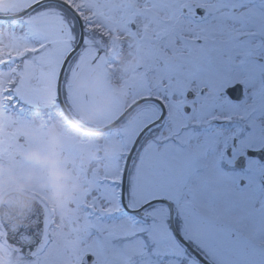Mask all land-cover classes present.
I'll list each match as a JSON object with an SVG mask.
<instances>
[{
    "label": "flooded vegetation",
    "instance_id": "obj_1",
    "mask_svg": "<svg viewBox=\"0 0 264 264\" xmlns=\"http://www.w3.org/2000/svg\"><path fill=\"white\" fill-rule=\"evenodd\" d=\"M150 1L153 3L149 17L153 20L151 24L160 29L157 36L153 34L155 38L148 36L145 27L141 33L133 34V22L129 23L132 29L115 27L116 25L110 28L104 25V18L82 16L85 34L82 48L78 51H87L89 54L76 62L73 60L74 64L71 66L66 65L61 81L62 101L66 111L77 122L91 128L100 127L119 113L106 120L104 114L108 115L109 112L107 105L124 102L129 105L147 96L160 99L168 115V100L163 98L164 81L160 76L154 77L150 74L154 70L148 65H143V55L146 56L144 52L152 48L149 54L157 58L158 65H162L159 62L162 59L154 53V48L166 42L170 44V37L174 34H185L170 27L174 13L163 19L154 16L159 5H163V2L167 4L169 0H145L142 12L149 13ZM208 3L210 0H187L180 6H175L172 1L168 7L176 9L178 17L195 25L197 20H200L198 24L210 21ZM23 7L15 8V0H0V14L14 12ZM178 17L176 19H180ZM61 18L59 26L63 27L60 31L65 37L59 35L60 42L57 45H61L60 50L72 39L68 37L71 36L68 35L71 28L67 19L63 16ZM20 22H25V27H31V24L40 25L38 30L42 32L39 33L37 28L33 33L31 30L26 32L32 42L30 39L16 40L19 46L14 48V53L6 52L0 56V105L7 107L2 109L4 119L11 118L12 124H16L9 136L0 129V149L3 148L1 140L4 136L11 138V143L6 145V149L7 153L12 155L14 178L5 191V185L0 180V200L8 190L20 191L36 199L42 208L43 232L40 240L31 249L22 251L20 247L5 240V232L0 222V264H81L86 252L92 255L87 264H205L189 250L187 243L210 264H239V260L245 255H249L248 260H252L253 264H264V161L256 156H246L248 148L264 150V73L259 72L256 66L264 56V49H259L253 41L252 44L247 42L245 48L241 46L243 44L240 40H247L242 26L239 27L237 51L243 59L239 60V77L234 81L242 85V96L236 101L239 132L229 136L221 130L213 131L209 128L212 120L216 124L224 120L216 113L206 114L201 107L202 101L206 100L205 93L209 90L215 96L216 88L211 89L196 79L192 80L189 73L181 69L173 72L168 69L172 74V81L177 85L181 79L186 82V85H183L185 89L181 90L172 109H176V112L180 110L188 116L183 119L184 122L178 121L177 135L172 136L176 149L167 147L166 151L163 149L165 145H162L161 155L163 158L178 160L175 167L169 168L177 169L179 174L182 172L181 178L191 181L185 193L186 200L190 199L192 203L196 194L201 198H204L205 194L208 197L207 201L204 199V207L191 204L188 213L183 214L178 207V191L172 198L161 196L171 202V226L169 219H163L165 210L168 216L164 203L162 204L165 209L162 211L152 210L149 213L142 209L131 213L119 206L116 209L111 208L110 199L102 195V207L98 205L96 198L105 180V170L102 167L104 162L100 161L108 160L105 150L108 142L107 132L101 134L99 140L94 135H85L82 141L79 140L76 135L77 128L65 118L56 97L57 73L53 84L54 94L50 91L51 82H46L45 74L52 72L51 52L59 50L53 44L59 39H52L51 34L53 17L40 15L34 20L29 18L28 21L22 18ZM1 23L2 20L0 25ZM42 25H48L47 29H43ZM165 26L169 27L167 32H164ZM196 29H200L205 39L204 47L199 50L200 58L206 57L209 66H224L222 53L231 52L232 49H215L216 46L212 49L209 45L212 36L207 27ZM126 31L129 34H126ZM130 34L133 35L132 43ZM33 35L37 37L33 39ZM193 42L199 43L200 40ZM121 45H124L125 51L129 50L127 53L136 52L140 62L136 72H132V64L126 65L123 71L113 64L116 54L121 52ZM52 46L56 48L52 49ZM179 46H182V49ZM176 50L175 55L184 60L187 56L195 57L194 54L197 53L189 38H181ZM64 52L66 53L67 49ZM220 60L221 64H217ZM116 71L119 72L118 75ZM224 79V74H221L214 80L215 83L213 81V87H223L225 83H220ZM253 80L260 84L256 87L254 85L249 98H245L246 85ZM189 82L197 85L195 90L188 87ZM69 87L75 90L69 91ZM121 93L125 94L124 97ZM218 94H221V90ZM153 106L156 114L151 115L149 120H152L160 112L156 100L138 103L127 116H134L136 122H139L137 117L146 120L148 110ZM252 117L254 120L262 119V130L257 127V132L262 133L263 137L259 134L250 138L247 137L248 132L244 134L249 127L246 121ZM57 119L62 121L60 126L57 124L58 127L55 124ZM146 122L135 130L133 138ZM130 126L129 124L126 127ZM160 127L162 128V125ZM124 128L116 135L120 141L129 136ZM157 129H152V132H149V129L143 133L135 151H141L149 142L155 141ZM240 155H245L244 166L241 168L234 165L235 158ZM98 163L101 167L97 166ZM206 167L209 169L204 171ZM61 171L64 176H50L52 172L57 175ZM201 172L202 174H199ZM53 179L56 186H52ZM224 185L225 188L221 191ZM93 188L97 191L96 196L92 198L89 193ZM85 204L90 208L85 209ZM85 232H90V236L85 237ZM85 246L89 247L87 249L91 252L85 250ZM113 247L122 248L124 251L126 249L128 254L120 257L119 252L118 255L115 254Z\"/></svg>",
    "mask_w": 264,
    "mask_h": 264
},
{
    "label": "rangeland",
    "instance_id": "obj_2",
    "mask_svg": "<svg viewBox=\"0 0 264 264\" xmlns=\"http://www.w3.org/2000/svg\"><path fill=\"white\" fill-rule=\"evenodd\" d=\"M33 1L36 0H15V8H20L23 6L25 7ZM172 1L175 2V6H180L182 2H186L187 0H169L167 4L163 2V5H159L158 12H155L154 16H158V18L163 19L171 16V14L174 13V19L170 20L173 21L170 27L176 29L180 33H184L185 35L179 36V34H174L170 37V44L166 42L164 45H157L154 48V53L158 54V58L162 59L159 60L162 65H158L157 58L149 54L152 48L147 49L144 52L146 56L143 55L142 60L143 65H148L154 70L150 74H153L154 77H157L158 75L164 81L163 84L165 87L163 89V98L165 100H168V107L170 108V110L168 109V115L164 117V121L162 122V132L159 130L157 137H155V141L149 142L141 151L137 150L134 152L132 156L133 161L129 163L128 170L126 173L125 200L129 206H142L141 208L145 209V211L149 213L152 210L162 211V209H165V206L162 204V202H153L148 204L143 203L155 197L166 196L172 198L173 194L178 191L180 194L178 200V207L183 211V214H186L188 213L191 204H193L194 206H197V204H199L200 208L204 207L205 201H207L208 197L205 194V196H203L204 198H201L196 194L192 199V203L190 199L186 200L185 193L188 191V187L191 181H187L184 178H181L182 172L179 174L177 172V169H171L172 166H176V164L179 162L178 160L172 159L171 157L163 158V156L161 155L162 148L160 147H163L162 145H165L163 149L166 151H168L167 147L169 149L171 147L176 149V147L174 146V141L172 140V136L177 135V124L179 122H182L183 119H186L188 116L185 113H182L180 110L177 111V114L176 109H172L177 97H179L181 90H183L184 88L183 85H186V82L181 79L180 84L177 85L174 81H172V74L168 72V69H170L171 72L181 69V71H184L187 74L189 73L190 78L192 80L196 79L197 81H200L201 84H205L211 89L216 88L215 96L214 93L209 90L205 93L206 100L202 101L201 107L204 108L206 114H209L210 112L216 113L218 116L224 118V121L216 124V122L212 120L210 122L209 128L213 131L221 130V132L226 133L229 136L233 133L239 132V125L237 123V115H239L238 103L229 99L228 96L224 93L218 94L222 89V86L218 85L217 87H213L215 85L214 80H217L221 74H224L225 79L223 82L220 83L221 85L225 83L223 85L224 87L226 85L231 84L235 81L237 77H239V60L243 59L242 57H239V51H237L239 50L238 35L240 26L244 28V31L247 34V40L245 38L243 40H240L243 44L241 45L243 48L246 47L247 42L252 44L253 41L254 45L257 46L259 49H264V0H210V3H208V17L209 15L211 16L210 21L198 24L200 20H197L195 25L190 24L189 21L184 20L181 17H178V11L176 9H169L168 5H170ZM69 2L78 5V7L83 11V14L87 17L91 16L93 18H104V25L110 28L112 27V25H116L115 27L121 26L125 29H132L130 28L129 23L133 22L135 25L134 30L132 31L133 34L141 33L142 28L145 27L148 36L152 38H155L153 34L157 36L158 32L160 31L157 26L154 27L151 24L153 20L152 18H149L151 15L150 10H152V1L149 2V13L142 12L145 8V0H69ZM40 15H50L53 17L54 23H52L51 25L53 27V31L51 33L52 39H59L53 43L57 46V50H59H54V52H51L52 72L45 74L46 82H51L50 91L53 95V84L57 73L56 68L60 64V61L64 56V50L68 49L71 46V43L63 47L61 50V45H57V43L60 42L59 35H62L60 28L63 27V25L59 26V20L62 19L61 17L63 16V14L57 7L48 6L45 8H41L33 14H30L29 16H25V18L26 21H28L29 18L34 20ZM176 17L180 19H176ZM1 25L4 26L2 27V32H0V56L5 55L4 53L6 52L14 53V48L16 46H19L17 45L16 40L25 41L30 39L32 42V39L26 34V32H29L31 30V33H33V30H35L36 28L39 33L42 32V30H38V28H40V25L36 26L31 24V27H25V22L20 21L18 22V25H16V28L18 29L17 32L13 30L14 26L9 27L7 24L4 23H1ZM22 26L24 27L23 29L20 28ZM42 27L43 29H47L48 25H42ZM196 27H207L208 33H210L212 36V40L209 41V45H211L212 49L215 46V49H232L231 52L228 51L227 53H222L223 55L221 56V59H223L222 64L224 66L212 67L207 65L208 62L206 57L200 58L199 50L200 48L204 47L203 41H205V39L200 29H196ZM168 28V26H165L164 32H167ZM125 33L129 34L128 31H126ZM68 35H71L68 36L69 38L72 37V39H74L73 33L71 34L70 29L68 30ZM130 35V40L132 43L134 41L132 38L133 35ZM35 37H37V35L32 36L33 39ZM61 37L64 38L65 36L62 35ZM181 38H189L190 42L193 45V49L197 51V53L194 54L195 57L187 56V59L184 60L175 55V52L177 51L176 46L180 44ZM194 40H200V42L195 43L193 42ZM122 44H124V41L122 42ZM127 47L129 46L127 45ZM53 48L56 47L52 46V49ZM173 48L175 49V51H173ZM179 48L182 49V46H179ZM120 49L121 52L116 54L113 64L118 66L121 71L125 69L126 65L130 66L132 64L131 70L132 72H136L137 65L140 63L137 58L138 56L136 52L131 51L127 53L129 50L125 51L124 45H121ZM178 52L181 54L183 53L180 51ZM87 54H89L87 51H80L77 55H75V58L73 60L76 62V60L79 58H85ZM170 54L172 55L170 56ZM213 62L216 63L215 58H213ZM40 63L42 64L43 62L41 61ZM72 64H74L73 61H69V65L71 66ZM217 64H221V60ZM243 64L247 65L246 63ZM251 65L253 66V64ZM256 66L258 67L259 72L263 71L264 73V56H262L261 61L256 63ZM117 73L119 74L118 71H116V74ZM253 82L256 84H253ZM253 82H249V84L246 85L245 98H249V95L252 91V87L254 85L256 87L260 84L259 82H256L254 80ZM263 82L264 76H262V83ZM188 87H190L192 90H195L197 85L192 82H189ZM68 89L69 91L75 90V88L73 89V87H69ZM1 95L2 90L0 85V97ZM120 95L124 97L125 94L121 93ZM123 105H125V102L123 104L107 105L109 112L108 115L104 114L105 119L107 120L109 117L114 116L123 107ZM241 105H243V103H241ZM244 105H248V103H244ZM152 114H156L154 106L152 107V109L149 108L146 120H142L137 117V120L139 122H136V120L133 118L134 116H127L121 121V124L119 126H117L113 130L107 131L108 142H106L107 145L105 147V150L108 160H106L107 162L104 160L100 161L102 163L104 162V165L102 167H104L105 170V180L103 185L101 186V190L98 191L100 193L98 195L101 198L103 195L105 198L110 199L111 208H118L116 198L118 195L120 183V168L125 153L130 145V141L132 140L135 130L142 123L148 121L151 118ZM11 120V118H7V120L4 119L2 107L0 105V129L3 130L4 134H7V136H9V134L13 132L14 127H16V124H12ZM106 120H103V122ZM23 122L29 123L27 121ZM246 122L247 124H249V127L244 131V134L248 132L247 137L251 138V136L254 135L259 136V134L260 137H263L262 133L257 132V127L262 130L261 118L258 120H254L253 117L248 118ZM55 124L57 126V121H55ZM129 124L131 126L130 128H127L126 126ZM123 128L128 131L129 136L127 138H123V140L120 141L116 138V135H118L119 132H122ZM79 136L82 137L81 135ZM4 138L3 140H1V144L3 143V149H0V152L1 150L3 151V154L0 155V180L1 183L3 182V184L6 186L10 184L14 180V178L12 176V155H7L8 151H6L5 147V145L11 143V138L8 137V139L6 138V136H4ZM159 140H163L165 142L161 143ZM97 166L101 167V164L98 163ZM169 166L171 167L169 168ZM163 169L167 170L168 172H164ZM208 169L209 167H206L204 171H207ZM199 174H202V172ZM61 175L64 176L62 171L58 172L57 175H54V173L52 172L50 176L53 177ZM252 176L254 177L255 175L253 174ZM51 183L52 186H56V181L54 179L51 181ZM224 188L225 185L221 187V191H223ZM84 190L87 191L86 188ZM95 191L97 190L93 188L89 193V196L92 198L95 197ZM163 219H165V221L166 219H169V213L167 216L166 210L165 217ZM84 235L85 237H88L90 236V232H85ZM87 248L89 247L85 246V250L90 251V249ZM113 249L115 251V254L118 255L119 252L120 257H125L128 254L126 249L125 251L119 247H113ZM100 256H102V254ZM248 258L249 255H245L244 258H241L239 260V264H253V261L250 259L248 260Z\"/></svg>",
    "mask_w": 264,
    "mask_h": 264
},
{
    "label": "water",
    "instance_id": "obj_3",
    "mask_svg": "<svg viewBox=\"0 0 264 264\" xmlns=\"http://www.w3.org/2000/svg\"><path fill=\"white\" fill-rule=\"evenodd\" d=\"M46 1H54V2H57L61 5H63L65 8H67L76 17L77 22H78V28H79L77 41L74 44V46L65 55V57L61 63L60 69H59L57 84H56V90H57L58 99L60 100L61 99L60 98V81H61L64 66L67 63L68 59L71 57V55L75 51H77V49L80 47L81 42L83 40V28H82V22H81V17L79 15V13L73 8V6L71 4H69L65 0H37V1L33 2L32 4H30L29 6H27L26 8L20 10L19 12L9 14V15H0V18L8 19V18L19 17V16L25 14L26 12H28L29 10H31L36 5H38L42 2H46ZM238 90H239L238 84H233L231 86H228L225 89L228 96L233 98V99H237L238 95L240 97V92ZM145 99H147V98H142V99L134 102L133 104L128 106L112 122H110L109 124L99 128V129L86 128L80 124H77L72 118H70L68 116L67 113H66L67 114L66 116L69 120H73L75 122V124H77L81 129L86 130L88 133L100 132V131H104L108 128L113 127L117 122H119L126 115V113L131 109V107L133 105H135L136 103H138L142 100H145ZM60 102H61V100H60ZM161 107H162V111H161V114L159 115V117L157 119L147 123L146 125H144L142 127V129L138 132V134L136 135L134 141L132 142V144L128 150V153L126 155V158H125V161L123 164L122 173H121V182H120V201H121L122 206L129 211H139L142 207V206H140L137 209L131 210V209L127 208L125 201H124L125 177H126V171H127V167H128L129 161H130V157H131V154H132V152L135 148V145L137 144L138 139L140 138L141 134L151 125H154L155 123H158L161 121V119L164 115V107L163 106H161ZM246 153L249 155H256L261 160L264 159V151L262 149H248ZM234 163L236 166L242 167L244 165L243 155L238 156L235 159ZM153 202H165L167 204L168 209H169V219H170V223L172 225V207H171V204L168 201L163 200L161 198L151 199L146 204L153 203ZM0 219H1V222H2V224L6 230L5 237H6L7 241L10 243H13L15 245L23 246V247L26 245H30V243L35 242V240L39 237V235L41 233V209H40L39 205L35 201H33V199H31L25 195H22L20 193L9 192L3 197V200L0 203ZM191 250L199 259H201L206 264H209L193 248H191ZM86 256L87 255H85L83 258V263H85L84 260L86 259Z\"/></svg>",
    "mask_w": 264,
    "mask_h": 264
},
{
    "label": "trees",
    "instance_id": "obj_4",
    "mask_svg": "<svg viewBox=\"0 0 264 264\" xmlns=\"http://www.w3.org/2000/svg\"><path fill=\"white\" fill-rule=\"evenodd\" d=\"M53 4V5H51ZM44 6H54V7H57L64 16H66L68 19H71L73 22H74V29H73V41L72 43L75 41L76 37H77V25H76V21H75V18L74 16L71 14V12H69L66 8H64L63 6L57 4V3H45V4H42V5H39L38 7H36L35 10L33 11H37L38 9L44 7ZM11 20H7V22H10Z\"/></svg>",
    "mask_w": 264,
    "mask_h": 264
}]
</instances>
